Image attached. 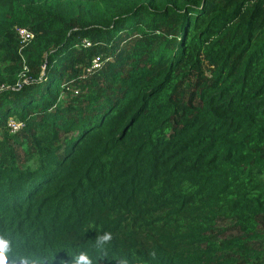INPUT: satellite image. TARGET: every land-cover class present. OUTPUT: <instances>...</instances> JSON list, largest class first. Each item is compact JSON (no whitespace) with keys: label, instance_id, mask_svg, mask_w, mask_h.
<instances>
[{"label":"trees","instance_id":"1","mask_svg":"<svg viewBox=\"0 0 264 264\" xmlns=\"http://www.w3.org/2000/svg\"><path fill=\"white\" fill-rule=\"evenodd\" d=\"M0 240L264 264V0H0Z\"/></svg>","mask_w":264,"mask_h":264},{"label":"clouds","instance_id":"2","mask_svg":"<svg viewBox=\"0 0 264 264\" xmlns=\"http://www.w3.org/2000/svg\"><path fill=\"white\" fill-rule=\"evenodd\" d=\"M110 240L111 234L104 233L102 236L99 237L97 243L98 245L102 246ZM7 250L8 242L6 240H0V264H6L4 252H6ZM22 264H28V261H22ZM74 264H91V262L85 254L81 253L75 258Z\"/></svg>","mask_w":264,"mask_h":264},{"label":"built area","instance_id":"3","mask_svg":"<svg viewBox=\"0 0 264 264\" xmlns=\"http://www.w3.org/2000/svg\"><path fill=\"white\" fill-rule=\"evenodd\" d=\"M17 32H18V35H19V37L21 39V43L27 42L32 37V34L30 32H28L27 30H25V29H17ZM82 43L84 44V46H89V42L87 40H83ZM99 65H100L99 59L95 58L93 60V62H92V65H91L90 69L97 68V67H99ZM9 125L12 128V130H17L20 127L21 124L18 123V122L10 124V122H9Z\"/></svg>","mask_w":264,"mask_h":264},{"label":"rangeland","instance_id":"4","mask_svg":"<svg viewBox=\"0 0 264 264\" xmlns=\"http://www.w3.org/2000/svg\"><path fill=\"white\" fill-rule=\"evenodd\" d=\"M9 122H10V124H12V123H17V122H16L15 120H13V119H10Z\"/></svg>","mask_w":264,"mask_h":264}]
</instances>
